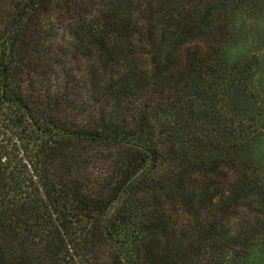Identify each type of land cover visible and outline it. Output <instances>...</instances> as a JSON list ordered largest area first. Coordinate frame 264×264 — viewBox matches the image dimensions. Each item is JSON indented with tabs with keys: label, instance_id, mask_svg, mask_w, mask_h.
<instances>
[{
	"label": "trees",
	"instance_id": "obj_1",
	"mask_svg": "<svg viewBox=\"0 0 264 264\" xmlns=\"http://www.w3.org/2000/svg\"><path fill=\"white\" fill-rule=\"evenodd\" d=\"M261 20L0 0V264H264Z\"/></svg>",
	"mask_w": 264,
	"mask_h": 264
},
{
	"label": "rangeland",
	"instance_id": "obj_2",
	"mask_svg": "<svg viewBox=\"0 0 264 264\" xmlns=\"http://www.w3.org/2000/svg\"><path fill=\"white\" fill-rule=\"evenodd\" d=\"M258 26H259V29H260V31H262L263 33H264V20H261V21H259V23H258ZM254 47L256 48L257 47V45L255 44V41H249V42H247V43H244V45L242 44V47H240L238 50H237V52H235L236 54H241L242 52H244V51H248V50H252V49H254ZM262 47H263V54H264V45H262ZM254 51V50H253ZM264 57V56H263ZM264 59V58H263ZM261 81H262V83L263 84H259L261 87H264V74L262 75V77H261ZM264 142H262L261 143V145H259L258 147H257V150L258 151H260L261 150V152L262 153H264V144H263Z\"/></svg>",
	"mask_w": 264,
	"mask_h": 264
}]
</instances>
